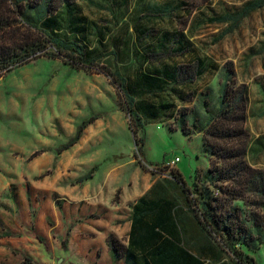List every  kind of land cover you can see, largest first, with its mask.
Returning a JSON list of instances; mask_svg holds the SVG:
<instances>
[{
    "label": "trees",
    "instance_id": "1",
    "mask_svg": "<svg viewBox=\"0 0 264 264\" xmlns=\"http://www.w3.org/2000/svg\"><path fill=\"white\" fill-rule=\"evenodd\" d=\"M78 1L87 0H0V79L30 63L35 56L62 57L66 65L103 74L116 87L129 115L138 151L141 152L144 143L141 134L146 120L154 121L162 114L167 117L164 120L175 124L170 127L172 130H179L188 138L201 134L202 153L208 157L209 169L198 173L189 187L175 173L173 176L185 186L182 191L202 231L227 255L222 264H258L251 254L264 248V170L254 169L247 157L248 87L237 83L230 63L222 71L217 96L212 86L187 94H181L177 88L196 84L199 77L214 67L206 59L196 60L197 57L188 64H174L178 57L192 52L182 33L184 28L192 27L187 25L189 18L199 9L210 8L212 0H163V4L152 0L130 3L113 0L120 11L113 12L110 8L111 19L119 22V17L122 18L118 26L114 23L116 27L111 23L96 26L78 10ZM262 9L264 0H250L235 11L209 16L204 22L226 25L223 38ZM200 12L205 16L204 11ZM160 21L181 27L169 33L149 25ZM113 26L121 31L112 37ZM108 48L110 53H105ZM105 56L121 64L109 65L108 61V67L100 68L99 62ZM165 57H172V62H165ZM153 96H157V103ZM175 99L193 106L179 108ZM90 123L85 122L79 128L71 146L82 138ZM165 169L170 168L168 165L157 168ZM89 178L90 175L83 180ZM53 197L61 209L58 196ZM108 244L117 260L121 256L119 241L110 236ZM149 256L158 264L172 261V255L160 249ZM176 258L181 264H202L186 252ZM152 262L147 260L145 264ZM21 264L33 263L26 258Z\"/></svg>",
    "mask_w": 264,
    "mask_h": 264
},
{
    "label": "crops",
    "instance_id": "2",
    "mask_svg": "<svg viewBox=\"0 0 264 264\" xmlns=\"http://www.w3.org/2000/svg\"><path fill=\"white\" fill-rule=\"evenodd\" d=\"M184 58L187 63L195 60L192 55ZM259 86L263 92L260 100L264 102V86ZM177 88L181 94L198 89L196 84ZM11 104H14L9 107L11 116L16 115L20 119L25 113L31 114L25 105H15L14 100ZM175 104L179 108L193 105L179 99H175ZM253 113L248 87L245 123L249 134L248 162L249 157L264 151V133L251 136L252 131L247 129L250 118L256 117ZM263 116L264 111L259 118ZM159 123L169 125L172 121L162 120ZM48 124L40 125L32 133L30 128L23 130L22 125L10 123L14 136L8 142L7 155L1 141V264H21L26 258L32 261L33 248L37 245L32 238V199L34 197L35 202H41L38 198L42 194H48L49 200L39 209L38 224L44 228L45 231L40 233L50 240V252L53 254L42 264H145L147 260L152 262L149 255L158 253V249L172 255L169 264H181L176 257L185 252L191 255L192 260H199L202 264H222L225 261L227 255L202 231L191 213L182 191L183 187L189 186L183 179V171L178 170L176 165L164 171L144 168L141 166L143 161L137 160L134 154L131 159L117 166H108L101 173L98 167L81 165L69 171L70 163L65 161L68 152L57 155L52 140H61V134H58L56 126ZM90 124L88 129L86 127L90 135L84 132L82 143L94 137L93 124ZM18 133L27 135V140L16 136ZM53 169L54 173H51ZM174 173L185 182V186L175 180ZM86 175L90 178L83 180ZM55 194L63 202H60L61 209L56 206L55 200L52 201ZM47 213L52 214L59 231L44 227ZM110 236L121 245V256L117 260L108 244ZM59 237L63 241L60 242ZM38 246L43 248L40 243ZM127 255L136 260L128 259Z\"/></svg>",
    "mask_w": 264,
    "mask_h": 264
},
{
    "label": "rangeland",
    "instance_id": "3",
    "mask_svg": "<svg viewBox=\"0 0 264 264\" xmlns=\"http://www.w3.org/2000/svg\"><path fill=\"white\" fill-rule=\"evenodd\" d=\"M152 1L157 4L164 2L163 0ZM248 1L250 0H212L210 8L199 9L191 15L189 18L191 20L187 25L191 24L192 27L184 28L186 30L182 33L186 35L189 49L192 51L188 54L194 59L197 57L196 60L206 59L214 66L211 72L197 79V92L208 85L207 87L212 86L215 92L213 94L217 96L222 71L225 65L230 63L233 65L237 83L248 85L252 113L254 112L256 117L250 118L247 129L249 132L252 131L250 134L254 136L264 133V116L259 118L264 111V102L260 100L263 92L259 86V84L264 86V9L253 13L237 29L223 38L221 36L227 29L226 25L204 22L209 16L216 17L235 11ZM117 2L121 3L122 0H117ZM130 2L134 0H129L128 3ZM76 5L83 16L98 27H103L107 23L114 25L117 22L111 19L110 8L113 12L120 11L113 0L108 2L106 0L78 1ZM200 10L204 11L207 17L203 16ZM198 15L200 18L197 17ZM120 18L117 26L122 20ZM149 25L169 33H175L181 27L179 24L175 27L169 22L162 21L159 24L156 22ZM114 26L112 37L119 35L121 31L119 27ZM110 50L108 48L105 53H110ZM41 55L33 57L30 63L14 69L5 78L0 79V149H2V141L5 155L9 152L8 142H11L10 138L14 136L10 123H18L22 125L23 130L30 128L32 133H35V129L38 130L40 125L44 126L50 122L51 125L57 127L58 134H61V140L52 138L56 154L68 152L65 161L70 163L69 171L81 165L98 167L101 173L108 166H117L131 159L134 154L137 160L143 161L141 166L152 169L167 166L178 158L180 163L176 167L183 171V179L188 186H191L198 173L203 174L207 171L210 164L208 157L202 153L203 137L201 134L194 135L195 137L190 139L181 131L172 130L170 127L173 128L175 124L159 123L167 118L162 114L154 121L146 120L145 130L141 134L144 143L140 152L130 129V118L122 98L107 77L95 70L66 65L67 61L62 57L52 59ZM108 56L99 62L100 68L106 67L108 61H111L109 65L111 63L117 66L121 64L119 60L113 61V57ZM167 58L163 60L172 62V57ZM186 61L187 59L181 56L180 59L178 57L175 60L174 64L177 66L188 64ZM155 63L157 65L158 62ZM164 97L168 99V96L163 95ZM152 98L157 103V96ZM13 100L15 105H25L31 114L25 113L20 119H17L16 115L11 116L9 107L14 105L11 104ZM160 100L158 98V102H162ZM85 122L93 124L92 136L94 137H87L88 141L83 143L81 138L71 146V141L76 138L79 128ZM87 129L84 132L89 136L90 132ZM16 136L27 140V135L18 133ZM249 162L253 168L264 169V151L256 153L254 157H249ZM50 172L54 173V169ZM99 176L98 174L97 178ZM48 196V194H42L38 198L42 203L35 202L34 197L32 199V238L37 241L32 252L33 264H42L53 255L50 252L52 247L50 240L40 233L45 230L38 224L39 209L49 200ZM53 198L52 201H54ZM59 198L58 201L63 203ZM46 216L44 227L54 228V232L59 231L52 214L47 213ZM58 240L63 241L60 237ZM38 243L43 245V248L38 246ZM251 255L257 258L258 264H264V248L255 255Z\"/></svg>",
    "mask_w": 264,
    "mask_h": 264
},
{
    "label": "built area",
    "instance_id": "4",
    "mask_svg": "<svg viewBox=\"0 0 264 264\" xmlns=\"http://www.w3.org/2000/svg\"><path fill=\"white\" fill-rule=\"evenodd\" d=\"M180 162V160L177 158L170 164H168L169 168H173L175 165H177Z\"/></svg>",
    "mask_w": 264,
    "mask_h": 264
}]
</instances>
